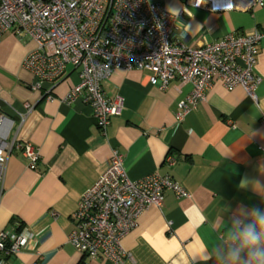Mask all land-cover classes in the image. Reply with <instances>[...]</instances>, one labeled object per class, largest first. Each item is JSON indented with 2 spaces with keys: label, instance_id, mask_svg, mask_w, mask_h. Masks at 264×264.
<instances>
[{
  "label": "crops",
  "instance_id": "0c3cea01",
  "mask_svg": "<svg viewBox=\"0 0 264 264\" xmlns=\"http://www.w3.org/2000/svg\"><path fill=\"white\" fill-rule=\"evenodd\" d=\"M254 1L210 12L206 3L196 9L193 0H163L164 10L177 18L172 43L198 46L231 32L264 30V7ZM34 48L13 33L0 39V106L13 121L9 139L30 144L40 157L35 169L19 149L7 157L0 232L32 238L15 257L0 256V264H113L86 259L68 242L79 200L113 152L129 180L169 175L190 194L177 199L165 192L160 208L138 218L121 242L127 254L122 264H232L240 231L255 211L264 213V37L257 46L255 102L240 87L227 91L214 82L205 99L177 120L190 85L174 81L161 91L143 72L117 70L102 91L106 99L122 98L124 107L104 135L89 106L62 101L78 83L76 71L68 70L50 100L29 89L32 76L22 62ZM169 155L176 159L172 167L165 164ZM246 258L242 252L237 264Z\"/></svg>",
  "mask_w": 264,
  "mask_h": 264
},
{
  "label": "built area",
  "instance_id": "2783aa9c",
  "mask_svg": "<svg viewBox=\"0 0 264 264\" xmlns=\"http://www.w3.org/2000/svg\"><path fill=\"white\" fill-rule=\"evenodd\" d=\"M238 0H193V8L206 3L210 12L233 10ZM163 0H0V39L13 33L35 44L22 62L32 76L29 89L52 99V91L69 69L78 83L63 98L67 105L82 101L92 110L104 135L113 117L120 115L124 101L106 99L102 83L117 70L143 72L148 84L164 91L177 81L191 86L179 104L181 120L205 99L214 82L227 91L242 88L255 102L260 83L255 69L258 43L264 30L231 32L217 42L198 46L172 43L176 17L166 12ZM254 4L264 7V0ZM13 121L0 106V199L7 157L19 149L30 169L39 153L28 143L9 139ZM176 159L167 156L165 164ZM165 192L177 199L190 194L169 175L151 174L131 181L120 155L113 152L105 171L81 196L72 216L74 227L68 242L84 258L122 264L127 254L121 242L149 208H160ZM31 236L8 230L0 232V256L10 259L25 249ZM38 264V263H35ZM214 264H221L215 262Z\"/></svg>",
  "mask_w": 264,
  "mask_h": 264
},
{
  "label": "clouds",
  "instance_id": "9594fccd",
  "mask_svg": "<svg viewBox=\"0 0 264 264\" xmlns=\"http://www.w3.org/2000/svg\"><path fill=\"white\" fill-rule=\"evenodd\" d=\"M240 243L235 251L230 252L232 264H237L240 254L247 252L244 264H264V213L255 211L253 222L240 231Z\"/></svg>",
  "mask_w": 264,
  "mask_h": 264
}]
</instances>
